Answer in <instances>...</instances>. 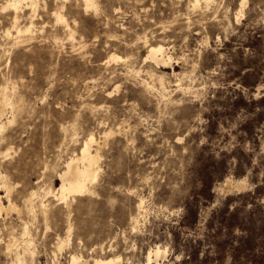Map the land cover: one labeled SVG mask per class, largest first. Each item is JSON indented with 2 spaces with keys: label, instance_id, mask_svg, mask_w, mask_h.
Wrapping results in <instances>:
<instances>
[{
  "label": "rangeland",
  "instance_id": "374dc122",
  "mask_svg": "<svg viewBox=\"0 0 264 264\" xmlns=\"http://www.w3.org/2000/svg\"><path fill=\"white\" fill-rule=\"evenodd\" d=\"M194 1L39 0L18 41L0 10V93L19 104L0 120V264L24 240L34 264H264V0ZM91 137L92 193L28 212Z\"/></svg>",
  "mask_w": 264,
  "mask_h": 264
},
{
  "label": "bare ground",
  "instance_id": "6f19581e",
  "mask_svg": "<svg viewBox=\"0 0 264 264\" xmlns=\"http://www.w3.org/2000/svg\"><path fill=\"white\" fill-rule=\"evenodd\" d=\"M82 2H83V5H84L86 10H88V9L96 10V3L94 2V0H82ZM200 2L205 3L206 6L208 7V5H210L213 2V0H195L194 4H193V8L198 7ZM38 4H39V0H3V4L0 5V10H2V11L8 10V11L12 12V15L10 18L11 19L10 20V24H11L10 26H11V29L14 30L13 33L10 32L9 30L6 31L4 33V36L6 38H12L15 41H18V40L22 39L23 37L27 36L29 33H32V30L34 28V25L32 22L28 26L21 27V25H20V20L22 17L21 15H22L24 9L30 10L34 13ZM55 17H56V21L58 23L64 24L66 22V20L64 19V17L61 15L60 12H57L55 14ZM66 31L68 33V37L70 39H73L74 38V32L69 30L68 26H67ZM166 53L167 52H166L165 48H163L162 46L150 45V46H148V56L146 57V59H150L151 61H154L155 63L170 62L171 59ZM110 59L113 61H119L120 60L118 57H115L113 55L111 56ZM148 87L149 88H147V89L149 90L150 86H148ZM164 92H165V90H164ZM166 93H167V91H166ZM18 109H19V104L15 105V104L10 103L9 96L7 95V88L1 89V93H0V120L2 119V117L5 116V113L7 111H10V113L12 114L14 111H17ZM13 121L14 120L8 121L7 124H11ZM5 127H6V124L0 123V136L2 135L3 131L5 130ZM93 143H94V139L91 137L87 142H85L79 157H75V158L70 159V161L66 164L64 171L60 175H58L59 181H61L60 188L54 189L51 187L49 189H44L43 191H41L42 195H40V193H37V192L32 193L31 197L26 200V203L28 206V212H30L32 214L35 213V209H36L37 205L32 204L33 200L35 199V200H38L41 213H42L43 217L46 218L47 212H48V207H50V206L48 203H46L45 198H47L49 195H53V197L57 198V200L60 201L61 203L67 204L68 200L74 198L75 196L92 193L91 187L96 184L97 179H98V175L100 172V169L98 167L99 166L98 165L99 155H98V153H96L97 151L95 152L96 154H93V152H92V144ZM241 184L242 183L237 182V184H235V185L240 188ZM1 189H3L5 191V198L7 199L8 205L7 206L3 205L2 198H4V197L0 196V217H2L3 215L7 216L8 212L12 211L14 208L12 203H11V200H10L11 185L8 183V177L3 175L2 173H0V190ZM230 189H232V188H230ZM138 207H139L138 209H141V204ZM139 212H140V210H139ZM134 223L136 224L137 222L135 221ZM4 227H6V226H4ZM22 230H23L22 236L27 238L29 233H28L26 225L23 227ZM21 242H22V240H21ZM68 243H69V239L65 243H62L59 246V249L61 250ZM20 244H22V243H20ZM23 245H24V248L22 251L23 255L15 254L11 260L12 261L11 264H34L35 252L32 251V249H30V242H25V240H24ZM12 246H13V242L9 241L8 243H6L5 249H6L7 253H11V251L14 249V247L12 249ZM1 250L2 249H0V251ZM156 255H159V251L156 252ZM78 262H79V259L76 256H73L71 258V264H77ZM8 264H9V262H8ZM94 264H121V260L119 258H116V259L101 258V259L95 260Z\"/></svg>",
  "mask_w": 264,
  "mask_h": 264
}]
</instances>
